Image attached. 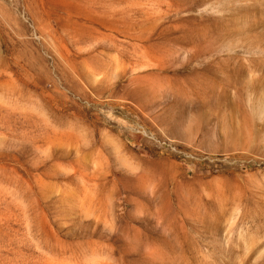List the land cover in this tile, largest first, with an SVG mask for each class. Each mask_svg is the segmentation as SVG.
<instances>
[{"label":"rangeland","instance_id":"1","mask_svg":"<svg viewBox=\"0 0 264 264\" xmlns=\"http://www.w3.org/2000/svg\"><path fill=\"white\" fill-rule=\"evenodd\" d=\"M0 264H264V0H0Z\"/></svg>","mask_w":264,"mask_h":264}]
</instances>
